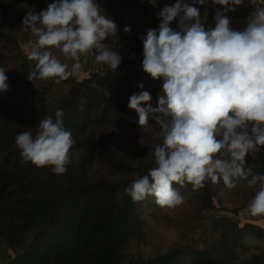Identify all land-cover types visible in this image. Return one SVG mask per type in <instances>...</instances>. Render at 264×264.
I'll return each mask as SVG.
<instances>
[{
  "label": "trees",
  "instance_id": "obj_1",
  "mask_svg": "<svg viewBox=\"0 0 264 264\" xmlns=\"http://www.w3.org/2000/svg\"><path fill=\"white\" fill-rule=\"evenodd\" d=\"M52 2L0 0V67L9 84L0 92V250L9 253L8 264H264V228L240 219L251 213L248 205L259 184L239 179L229 189L222 179H209L194 190L190 183H174L183 196L175 207L159 206L153 195L133 202L125 192L155 166L154 145L162 143L155 119L141 127L138 113L128 107L140 91L150 93L152 107L161 94L162 79L153 80L142 67V37L155 29L152 5L97 0L118 28L105 45L114 51L125 46L131 56L115 71L60 81L66 90L50 98L58 83L36 86L41 79H28L36 62L29 68L21 42L23 34L32 35L23 29L27 13ZM57 109L75 141L63 174L23 162L16 145L18 134L31 129L35 135L40 120L55 121ZM245 167L264 175V158L246 160ZM225 193L231 207L223 205ZM181 205L198 219L207 210L231 216L213 218L200 248L177 245Z\"/></svg>",
  "mask_w": 264,
  "mask_h": 264
},
{
  "label": "clouds",
  "instance_id": "obj_2",
  "mask_svg": "<svg viewBox=\"0 0 264 264\" xmlns=\"http://www.w3.org/2000/svg\"><path fill=\"white\" fill-rule=\"evenodd\" d=\"M146 2L155 7L157 0ZM195 2L206 5V0ZM211 2L224 6L216 10L214 28H205L197 7L176 0L157 13L159 28L146 30L142 37L143 71L153 80H163L162 91L156 107L148 91L131 95L128 107L138 113L141 127L150 117L155 119L162 143L154 145L155 166L125 192L133 202L153 195L159 206L175 207L183 203V196L174 183L187 182L196 190L206 180L222 179L233 189L245 179L249 186L259 184L248 205L251 214L264 215V175L245 167L246 157L264 147V7H257L240 31L230 27L227 13L243 0ZM177 18L179 30L170 27ZM22 23L36 38L27 53L28 60L36 62L30 81L66 80L82 67L80 57L93 51L97 64L113 71L121 64L119 53L104 43L116 35L117 24L97 0H55L39 13L29 11ZM124 32L131 28L126 26ZM53 49L75 61L71 68ZM8 88L6 71L0 67V92ZM63 115L57 109L55 121L40 120L35 135L29 129L16 136L23 162L50 166L54 174L67 171L75 141Z\"/></svg>",
  "mask_w": 264,
  "mask_h": 264
},
{
  "label": "crops",
  "instance_id": "obj_3",
  "mask_svg": "<svg viewBox=\"0 0 264 264\" xmlns=\"http://www.w3.org/2000/svg\"><path fill=\"white\" fill-rule=\"evenodd\" d=\"M159 6H155L151 10V16L154 24V28L158 29L159 25L161 23V18L157 15L161 11V9L164 6H172L176 3V0H157ZM184 3L191 4L195 7H197L200 11L201 14V19L202 22L204 23V26L206 29H211L215 27V15H216V10L219 9L220 11L224 10V6L220 5H214L211 0H206V5H200L199 3H196L195 0H183ZM255 3V8L257 7V0H254ZM253 0H243V3L241 5L236 6L235 11H232L231 14L230 12L227 13V17L230 20V27L233 30H244L247 26L248 20L250 18V13L249 11V6L251 4H254ZM258 7H261V4L258 5ZM253 7V9H255ZM207 12V19H204V14ZM253 13V12H252ZM170 27H172L175 30H179V18L173 20L170 24ZM27 46V45H26ZM119 55L122 58H128L131 56V53L129 52V49L125 46H121L119 50L117 51ZM81 58V57H80ZM83 57L80 59L82 61ZM79 61V62H80ZM83 64H85L86 67H83L79 71L77 70L72 76H77V77H84L88 74L92 73H100L104 72L103 74L107 73L110 68H108L106 65H101L97 64L95 62V56H94V51L93 53H90L88 56H84ZM163 82V80H162ZM163 84V83H162ZM161 91H162V86H161ZM256 158H264V147H262L258 152L256 153H250L247 157L246 160H251V159H256ZM208 181V180H206ZM206 212V211H205ZM213 212L218 213L216 216L218 217H224V216H231V213L229 211H213V210H207V214H212ZM213 213V214H215ZM251 215V213H250ZM253 221H251L254 224L260 225L264 228V215H258V216H253ZM215 218V217H214ZM240 219H243V216L240 217Z\"/></svg>",
  "mask_w": 264,
  "mask_h": 264
},
{
  "label": "rangeland",
  "instance_id": "obj_4",
  "mask_svg": "<svg viewBox=\"0 0 264 264\" xmlns=\"http://www.w3.org/2000/svg\"><path fill=\"white\" fill-rule=\"evenodd\" d=\"M261 3H264V0H257V7ZM253 7L255 8V3L251 4L249 6V11H251L250 17L252 15V12H254L257 8L256 7L255 9H253ZM230 14H231V12H230ZM35 39L36 38L33 36V34L31 36H26L23 34V41L21 42V47H22V50L25 52L26 55H27L28 51H30L31 47L34 45ZM53 53L62 62L67 63L69 65V68H71L73 63H75V61L65 58L63 56V54L58 49H53ZM82 57H83V59H82V61H80L82 67L80 69H82L83 67H86L85 64H83L84 56H81V58ZM28 66H29V68H31V66H32L31 60L28 62ZM100 73L103 74L104 72H100ZM74 74H76V73H74ZM50 82H51V79L38 80L35 82V85L36 86L37 85L38 86L48 85ZM162 83L163 82L161 80L160 81V87L162 86ZM66 87L67 86H65L61 83H58L54 87L55 89L52 90L50 98L64 92L66 90ZM230 202H231V197L229 195H227L226 193L223 194V205L226 207H231L232 205L230 204ZM213 213H215V212H213ZM213 213L207 214V211H206L203 213V218L198 219L196 217H192L190 215V212L188 211V209L184 205H181L179 208V211L177 213V215L180 217V222H179L178 233L173 239L174 243L177 245L190 244V245H193L195 247L200 248L201 243H202L201 239L203 238V236H205V232H207L210 229L211 222H212L213 218L217 217L216 215L218 213H215V214H213ZM251 215L249 213L244 214L243 215L244 222L248 223V222L253 221V218ZM218 217H219V215H218ZM170 244H171V242H170ZM9 257H10V255L6 250H0V264H8L9 263L8 262Z\"/></svg>",
  "mask_w": 264,
  "mask_h": 264
}]
</instances>
